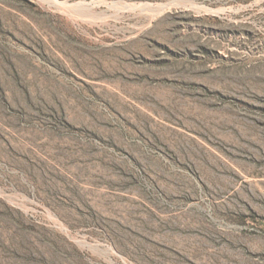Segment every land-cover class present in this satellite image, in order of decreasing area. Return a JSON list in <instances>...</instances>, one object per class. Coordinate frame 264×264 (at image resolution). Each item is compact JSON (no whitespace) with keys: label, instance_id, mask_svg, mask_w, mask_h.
<instances>
[{"label":"rangeland","instance_id":"rangeland-1","mask_svg":"<svg viewBox=\"0 0 264 264\" xmlns=\"http://www.w3.org/2000/svg\"><path fill=\"white\" fill-rule=\"evenodd\" d=\"M0 264H264V0H0Z\"/></svg>","mask_w":264,"mask_h":264}]
</instances>
